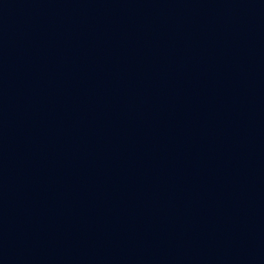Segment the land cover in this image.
Instances as JSON below:
<instances>
[{
  "label": "water",
  "instance_id": "1",
  "mask_svg": "<svg viewBox=\"0 0 264 264\" xmlns=\"http://www.w3.org/2000/svg\"><path fill=\"white\" fill-rule=\"evenodd\" d=\"M0 264H264V0H0Z\"/></svg>",
  "mask_w": 264,
  "mask_h": 264
}]
</instances>
